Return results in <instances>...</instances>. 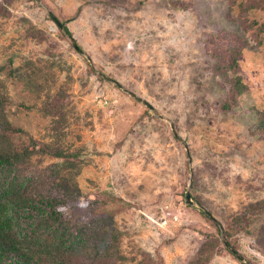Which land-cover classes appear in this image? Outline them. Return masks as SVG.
Wrapping results in <instances>:
<instances>
[{"label": "rangeland", "instance_id": "374dc122", "mask_svg": "<svg viewBox=\"0 0 264 264\" xmlns=\"http://www.w3.org/2000/svg\"><path fill=\"white\" fill-rule=\"evenodd\" d=\"M0 136L77 264H264V0H0Z\"/></svg>", "mask_w": 264, "mask_h": 264}, {"label": "trees", "instance_id": "16d2710c", "mask_svg": "<svg viewBox=\"0 0 264 264\" xmlns=\"http://www.w3.org/2000/svg\"><path fill=\"white\" fill-rule=\"evenodd\" d=\"M61 24L72 37L66 23ZM233 64H237V60ZM237 81L231 102L245 88L240 78ZM1 142L2 138L0 264H77L83 258L84 251L94 243L95 227L85 228L76 220L74 205H71L74 198L69 193L64 194L63 189L47 196H34L31 179L22 173V168L35 154V150H18L4 146ZM102 248L104 251V247L97 246V251ZM201 257L202 254L194 264L202 263ZM99 263L92 258L85 264Z\"/></svg>", "mask_w": 264, "mask_h": 264}, {"label": "water", "instance_id": "95a60500", "mask_svg": "<svg viewBox=\"0 0 264 264\" xmlns=\"http://www.w3.org/2000/svg\"><path fill=\"white\" fill-rule=\"evenodd\" d=\"M48 15L50 16V18L55 22V24H56L60 29L63 28L61 22L56 18V16H55L52 12L48 11ZM72 44H73L74 48H75L77 51H79L80 53H82V51L78 48V46L76 45V43L72 42ZM99 76L103 77L104 79H106V80H108V81H110V82H114L112 79H110L109 77H107V76L104 75L103 73H99ZM114 83H115V82H114ZM116 84H117V83H116ZM117 85H118V84H117ZM124 91H125L126 93H128L131 97H133L135 100H137L138 102L143 103V104H144L145 106H147L150 110H153V107H152L149 103H147L146 101H144L142 98L138 97L136 94H134V93H132V92H129V91H127V90H124ZM174 135L177 136L175 132H174ZM188 157H189V160L191 161V158H190L189 153H188ZM191 184H192V181H190V187H191ZM186 202H187V204H190V205L194 204L193 201H192V199H191V193H190L189 191H187V193H186ZM225 246L227 247V249H229V251H230L231 253H233L236 257H238V259H239L240 261H243V262H244V259H243L240 255H238V253H237L236 251H234V250L229 246L228 243L225 242Z\"/></svg>", "mask_w": 264, "mask_h": 264}]
</instances>
